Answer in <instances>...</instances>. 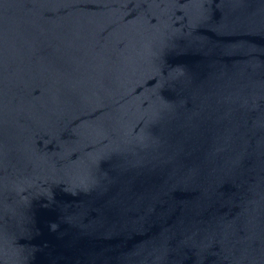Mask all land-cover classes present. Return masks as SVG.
I'll return each instance as SVG.
<instances>
[{"label":"water","instance_id":"95a60500","mask_svg":"<svg viewBox=\"0 0 264 264\" xmlns=\"http://www.w3.org/2000/svg\"><path fill=\"white\" fill-rule=\"evenodd\" d=\"M0 264H264V0H0Z\"/></svg>","mask_w":264,"mask_h":264}]
</instances>
